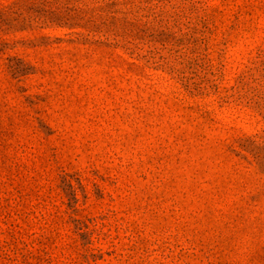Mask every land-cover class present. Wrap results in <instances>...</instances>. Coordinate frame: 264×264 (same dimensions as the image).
<instances>
[{
	"label": "rangeland",
	"instance_id": "rangeland-1",
	"mask_svg": "<svg viewBox=\"0 0 264 264\" xmlns=\"http://www.w3.org/2000/svg\"><path fill=\"white\" fill-rule=\"evenodd\" d=\"M0 264H264V0H0Z\"/></svg>",
	"mask_w": 264,
	"mask_h": 264
}]
</instances>
